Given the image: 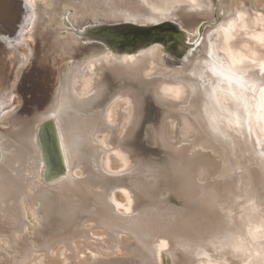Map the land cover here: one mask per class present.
Wrapping results in <instances>:
<instances>
[{"label":"bare ground","instance_id":"bare-ground-1","mask_svg":"<svg viewBox=\"0 0 264 264\" xmlns=\"http://www.w3.org/2000/svg\"><path fill=\"white\" fill-rule=\"evenodd\" d=\"M18 1L22 16L3 39L13 50L38 41L51 85L30 114L0 98V264H167L166 255L169 264H264V240L249 236L264 231L260 93H245L250 135L243 108L238 127L235 104L221 111L205 92L217 79L205 70L209 45L228 63L247 57L260 78L264 0ZM151 20L174 21L195 42L179 47L180 65L166 45L116 55L89 36L97 25ZM46 118L67 169L50 181L37 141Z\"/></svg>","mask_w":264,"mask_h":264},{"label":"water","instance_id":"water-1","mask_svg":"<svg viewBox=\"0 0 264 264\" xmlns=\"http://www.w3.org/2000/svg\"><path fill=\"white\" fill-rule=\"evenodd\" d=\"M23 7V0H20ZM219 17H217L218 19ZM184 33L174 21H163L155 24H136L120 22L115 24H101L89 30V36L94 39L95 45H105L116 55L135 53L152 44H162L170 48L174 54L173 62L180 65L184 49L195 45L194 41H185ZM50 85L44 89L43 99L50 93ZM42 99V101H43ZM37 141L44 163L42 179L50 181L66 174V166L60 150L58 136L51 118L43 119L37 127ZM166 263L169 258L166 255Z\"/></svg>","mask_w":264,"mask_h":264},{"label":"rangeland","instance_id":"rangeland-1","mask_svg":"<svg viewBox=\"0 0 264 264\" xmlns=\"http://www.w3.org/2000/svg\"><path fill=\"white\" fill-rule=\"evenodd\" d=\"M21 16L18 0H0V98L9 100L12 109L25 115L46 100L43 91L49 85L50 75L48 68L39 61L38 41L28 39L13 50L3 39Z\"/></svg>","mask_w":264,"mask_h":264},{"label":"snow or ice","instance_id":"snow-or-ice-1","mask_svg":"<svg viewBox=\"0 0 264 264\" xmlns=\"http://www.w3.org/2000/svg\"><path fill=\"white\" fill-rule=\"evenodd\" d=\"M193 4H195V0H192ZM167 18V16H165ZM137 22V21H134ZM151 23H157L158 20H151ZM225 31V43L227 44L230 40L234 39L235 37L231 35L235 31V22H230L229 27L227 29H224ZM262 44H264V40L261 41ZM220 51L230 52V49H219ZM238 55V54H237ZM255 55V54H254ZM208 56L211 58L208 61H205V64L207 65L206 71L211 72L213 77H216L215 84L212 86V90L209 93L207 91V88H205V92L208 99L214 100L217 106L221 107V111H226L222 107L223 104L232 102L235 104L236 112H229L228 116L231 117L233 115H236V123L239 127L242 121V117L238 115L240 112V109L243 108L244 113L247 115L248 119L243 120V123L248 124V131L251 135L253 132V128L251 125V117H252V105L249 104L248 100L249 98L245 95L249 90L253 92V99H255V94L257 90L260 93V103L256 105L257 107V121L259 123H264V62L260 63V78L257 79L254 76H249L248 73L251 71V69H248L245 66V60H247V57H239L237 59L234 56H229L228 59L231 60V63H228L226 60L218 58L214 56V53L212 51V46L209 45L208 50ZM131 59V58H126ZM257 61L255 59L251 60V64L255 65ZM195 75V73H193ZM201 79H204V76L201 75ZM210 85H212V81H208ZM227 84V88H221L220 86L222 84ZM204 85H202L203 87ZM235 86V87H234ZM218 91H223L226 93V99L224 101H221L216 93ZM177 97L179 96V90H177ZM229 123H232L231 119H229ZM264 130V129H262ZM262 142L259 138L256 140V144L262 145ZM261 155H264V152L261 153ZM257 233L260 234V239L264 240V231L261 229H256L253 231L251 228L249 229V236L253 237V239H256ZM246 240H241L240 243H246ZM237 251L241 250L239 247L236 249Z\"/></svg>","mask_w":264,"mask_h":264}]
</instances>
